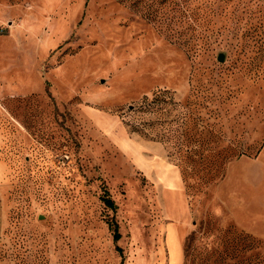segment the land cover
<instances>
[{
    "label": "rangeland",
    "instance_id": "obj_1",
    "mask_svg": "<svg viewBox=\"0 0 264 264\" xmlns=\"http://www.w3.org/2000/svg\"><path fill=\"white\" fill-rule=\"evenodd\" d=\"M0 193V264H264V0H0Z\"/></svg>",
    "mask_w": 264,
    "mask_h": 264
},
{
    "label": "crops",
    "instance_id": "obj_2",
    "mask_svg": "<svg viewBox=\"0 0 264 264\" xmlns=\"http://www.w3.org/2000/svg\"><path fill=\"white\" fill-rule=\"evenodd\" d=\"M3 206L1 202L0 193V231L3 224ZM167 247L169 253V264H180L181 262V244H180V231L176 224H170L167 227ZM179 253V257H178Z\"/></svg>",
    "mask_w": 264,
    "mask_h": 264
},
{
    "label": "trees",
    "instance_id": "obj_3",
    "mask_svg": "<svg viewBox=\"0 0 264 264\" xmlns=\"http://www.w3.org/2000/svg\"><path fill=\"white\" fill-rule=\"evenodd\" d=\"M180 46L186 52L187 51L188 52L191 51L192 47H193V45H190L189 41L186 40V39H183V41H181ZM199 147H201V146L199 145ZM101 200L110 209H115V205H114L113 200L106 194V192L101 196ZM107 224H108L109 229L112 231L113 242L116 243L119 240V238H120V233H119V230H118V224L113 219L108 220ZM245 237H247V236H245ZM116 250L119 253H121V249L119 247H116Z\"/></svg>",
    "mask_w": 264,
    "mask_h": 264
},
{
    "label": "water",
    "instance_id": "obj_4",
    "mask_svg": "<svg viewBox=\"0 0 264 264\" xmlns=\"http://www.w3.org/2000/svg\"><path fill=\"white\" fill-rule=\"evenodd\" d=\"M217 59L219 60V61H224V54L221 52V53H219L218 54V56H217Z\"/></svg>",
    "mask_w": 264,
    "mask_h": 264
}]
</instances>
